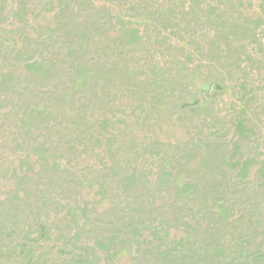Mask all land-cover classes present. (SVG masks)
Segmentation results:
<instances>
[{"label": "rangeland", "instance_id": "obj_1", "mask_svg": "<svg viewBox=\"0 0 264 264\" xmlns=\"http://www.w3.org/2000/svg\"><path fill=\"white\" fill-rule=\"evenodd\" d=\"M0 264H264V0H0Z\"/></svg>", "mask_w": 264, "mask_h": 264}]
</instances>
